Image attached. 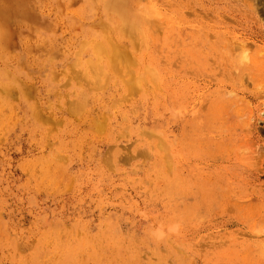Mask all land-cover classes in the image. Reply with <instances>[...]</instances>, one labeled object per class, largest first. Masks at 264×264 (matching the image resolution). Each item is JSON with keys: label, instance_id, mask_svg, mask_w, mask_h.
<instances>
[{"label": "rangeland", "instance_id": "374dc122", "mask_svg": "<svg viewBox=\"0 0 264 264\" xmlns=\"http://www.w3.org/2000/svg\"><path fill=\"white\" fill-rule=\"evenodd\" d=\"M147 2L99 79L103 0H0V264H264V0Z\"/></svg>", "mask_w": 264, "mask_h": 264}, {"label": "bare ground", "instance_id": "6f19581e", "mask_svg": "<svg viewBox=\"0 0 264 264\" xmlns=\"http://www.w3.org/2000/svg\"><path fill=\"white\" fill-rule=\"evenodd\" d=\"M133 1L134 0H103V6H106L105 3L108 6V10L112 12V19L110 20H106L105 23V28L103 33H99V34H91L90 38H88V40L83 41L82 45L83 48L85 46L88 47V50L92 53V59L93 62L91 61L93 67H94V73H96V76L99 77H104L107 79H112V70L115 69V73H116V68L114 67V59H118L120 61V56H122L124 49H126L125 45L127 46V44L132 45V47H134V43H137L138 45L140 44L141 46L144 44H146L148 42V40H155V37L152 35L151 31L149 30L150 26L149 24H151V22L155 23L156 28L158 29V27H160L159 24H164V26L166 25L167 27V32H174V29L177 27L178 23L180 22V20L175 17V16H168L165 15L162 10L156 5V12H152L153 10H151L152 8L150 7V2L145 3L147 5V10L145 9L146 6L143 5L140 6L141 8H139L138 6H134L133 5ZM256 1V0H255ZM42 2V1H41ZM143 2V1H142ZM155 4V3H154ZM8 5V4H7ZM142 5V4H140ZM11 6V5H10ZM19 6V3H18ZM134 6V7H133ZM136 7V8H135ZM138 7V8H137ZM155 7V5H154ZM148 8H151V11H148ZM18 9V8H17ZM148 13H146V11ZM13 11V10H12ZM15 11V10H14ZM155 11V10H154ZM152 12V13H150ZM174 15V14H173ZM107 17V16H106ZM110 18V17H109ZM150 21V22H149ZM1 23V22H0ZM148 23V25H147ZM152 23V24H153ZM157 24L159 25L157 27ZM181 24V23H180ZM2 25V24H0ZM92 26V25H91ZM163 26V25H162ZM52 27V26H51ZM94 27V26H93ZM37 28V27H36ZM53 28V27H52ZM97 28V27H96ZM163 28V27H162ZM2 29V27L0 28ZM79 29V28H78ZM102 29V28H101ZM157 29H155L157 31ZM183 28H180V35L183 37ZM9 30V29H8ZM7 30V31H8ZM35 30V29H33ZM153 30V29H152ZM159 30V29H158ZM6 31V30H4ZM160 31V30H159ZM5 33V32H4ZM93 33H95L93 31ZM155 33V31H154ZM161 33V31L159 32ZM1 34V32H0ZM3 35V34H2ZM176 36V35H175ZM149 37V38H148ZM4 38V37H3ZM32 38V37H31ZM6 39V38H5ZM85 39V38H84ZM1 41V39H0ZM137 41V42H134ZM235 41V40H234ZM245 42V41H243ZM241 42H239V44L237 43L236 46H243L245 47V51L247 52L248 49L247 46L249 45H242L240 44ZM231 44V43H230ZM247 44V43H246ZM147 46V45H146ZM235 46V45H234ZM80 47V45H79ZM231 47V46H230ZM242 47V48H243ZM159 48V46H158ZM240 47L236 48L239 49ZM82 49V48H81ZM235 49V52H236ZM243 49V51H244ZM79 50V49H78ZM9 51V50H8ZM82 51V50H81ZM244 51V52H245ZM180 52V51H179ZM243 52V53H244ZM79 53V52H78ZM233 54V53H232ZM79 55V54H78ZM192 55L195 56V54L192 53ZM197 55V54H196ZM9 56V55H8ZM198 56V55H197ZM88 57V56H87ZM91 57V56H90ZM256 56L253 57V55L250 57L248 55V58L250 60V63H252L251 69H253V67H255L256 65H260V62ZM194 58V57H193ZM196 58V57H195ZM50 59V58H49ZM80 59V58H79ZM86 59V58H85ZM91 59V60H92ZM136 59V58H135ZM197 59V58H196ZM77 60V59H76ZM243 60H245V55L241 53L240 58L236 59V61H240V64L243 63ZM79 61V60H78ZM88 61V60H87ZM113 61V62H112ZM248 61V60H247ZM81 62V61H80ZM86 62V61H85ZM123 62L125 63V61L123 60ZM165 62V61H164ZM262 62V60H261ZM87 63V62H86ZM245 63H247L245 61ZM82 64V63H81ZM127 64V63H126ZM133 64V63H132ZM145 66L140 67V69L137 72V74H135L136 76L134 78H136V81H139L140 84L144 83V81H155L157 83V85L162 83V79H163V75L161 73V71L158 69V67H156L153 64H146L144 63ZM68 65V63H67ZM116 65V64H115ZM121 65V63H120ZM119 65V67H120ZM123 65V64H122ZM88 66V64H87ZM91 66V65H90ZM118 66V65H117ZM125 66V65H124ZM112 67L114 69H112ZM122 67V66H121ZM120 67V68H121ZM178 67V66H177ZM260 67V66H257ZM86 68V65L84 67V69ZM90 67H88L87 69H89ZM126 68V67H125ZM129 68V67H128ZM127 68V69H128ZM132 68V67H131ZM138 68V67H137ZM75 69V68H74ZM86 69V70H87ZM92 69V68H91ZM112 69V70H111ZM122 69V68H121ZM126 69V70H127ZM135 69V68H133ZM255 69V68H254ZM90 70V69H89ZM88 70V71H89ZM136 70V69H135ZM62 71V70H61ZM73 71V70H72ZM91 71V70H90ZM89 71V72H90ZM121 71V70H120ZM119 71V72H120ZM129 71V69L127 70ZM236 71V70H235ZM255 71V70H254ZM74 72V71H73ZM82 72V71H81ZM85 72V70H84ZM83 72V73H84ZM87 72V71H86ZM92 72V71H91ZM90 72V73H91ZM118 72V73H119ZM124 73H127L126 71H124ZM8 74V73H7ZM81 74V73H80ZM117 74V73H116ZM69 75V74H68ZM73 75V73H72ZM123 75V74H122ZM122 75H118L119 77H122ZM129 75V74H128ZM83 76V75H82ZM87 76V74H86ZM84 76V77H86ZM91 76V75H89ZM126 76V74L124 75ZM56 77V76H55ZM71 77V76H70ZM95 77V76H93ZM114 77V75H113ZM131 76H129L128 78H130ZM243 77V76H242ZM259 77V76H257ZM256 77V78H257ZM92 78V77H90ZM127 78V76H126ZM125 78V81H126ZM127 78V79H128ZM58 79V78H57ZM93 79V78H92ZM100 79V78H99ZM102 79V78H101ZM124 79V78H123ZM133 79V78H132ZM243 79V78H242ZM247 79V78H246ZM84 80V79H83ZM82 80V81H83ZM91 80V79H90ZM89 80V81H90ZM96 80V79H95ZM94 80V81H95ZM144 80V81H142ZM180 80V79H179ZM70 81V80H69ZM77 81V80H76ZM108 81V80H107ZM115 81V80H114ZM123 81V80H122ZM16 82V81H15ZM93 81H91L90 83H92ZM98 82V81H97ZM99 82H101L99 80ZM128 82V81H126ZM80 83V82H79ZM96 83V82H95ZM103 83V82H102ZM125 83V82H124ZM135 83V82H134ZM153 83V82H152ZM85 84V83H84ZM113 84V83H112ZM146 84V82L144 83ZM150 84V83H149ZM90 85V84H89ZM107 85H104L105 87ZM125 85V84H124ZM127 85V84H126ZM260 85V84H259ZM99 86V85H98ZM139 86V84H138ZM66 87V86H65ZM127 87V86H126ZM147 87V86H146ZM154 88H156L157 86H153ZM152 87V88H153ZM159 87V86H158ZM99 88V87H98ZM131 88V87H130ZM133 88V87H132ZM145 88V85H144ZM153 88V89H154ZM129 89V88H128ZM135 89V88H134ZM138 89V88H136ZM152 89V91H153ZM131 90V89H130ZM141 90V89H140ZM6 91V90H5ZM128 92V91H127ZM164 93V92H162ZM60 94V93H59ZM127 94V93H126ZM9 95V94H8ZM131 97V96H130ZM36 102V101H35ZM86 102V101H85ZM65 103V102H64ZM85 104V103H84ZM69 105V104H68ZM37 109V108H36ZM81 109V108H80ZM38 110V109H37ZM79 110V109H78ZM83 110V109H81ZM80 110V112H82ZM34 111V110H33ZM74 111V110H73ZM38 112V111H37ZM79 112V114H80ZM134 112V111H133ZM33 113V112H32ZM39 113V112H38ZM78 113V112H76ZM134 114V113H133ZM163 114V113H162ZM31 115V114H30ZM15 116V115H14ZM4 117V116H3ZM38 118V117H37ZM17 120V119H16ZM15 121V120H14ZM36 121V120H35ZM149 129V128H148ZM148 134V133H147ZM152 134V133H151ZM153 136V135H152ZM163 142V141H161ZM164 147V150L166 149L167 151V157L169 156L170 158L171 156V150L169 148V146H167V144H165V142H163L161 144ZM162 148V147H161ZM163 150V149H162ZM165 153V152H164ZM164 155V154H162ZM168 157V158H169ZM112 158V157H111ZM164 158V157H162ZM169 158V159H170ZM169 161V160H168ZM262 233V232H261ZM169 240V239H168Z\"/></svg>", "mask_w": 264, "mask_h": 264}, {"label": "clouds", "instance_id": "9594fccd", "mask_svg": "<svg viewBox=\"0 0 264 264\" xmlns=\"http://www.w3.org/2000/svg\"><path fill=\"white\" fill-rule=\"evenodd\" d=\"M244 55H245V60L247 61L248 60V53L244 52Z\"/></svg>", "mask_w": 264, "mask_h": 264}]
</instances>
